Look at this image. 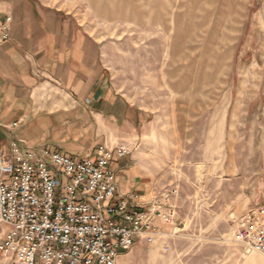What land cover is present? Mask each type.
<instances>
[{"label": "rangeland", "instance_id": "rangeland-1", "mask_svg": "<svg viewBox=\"0 0 264 264\" xmlns=\"http://www.w3.org/2000/svg\"><path fill=\"white\" fill-rule=\"evenodd\" d=\"M45 1L102 44L117 90L152 117L131 142L179 220L132 264H241L238 225L264 205V0Z\"/></svg>", "mask_w": 264, "mask_h": 264}, {"label": "crops", "instance_id": "crops-1", "mask_svg": "<svg viewBox=\"0 0 264 264\" xmlns=\"http://www.w3.org/2000/svg\"><path fill=\"white\" fill-rule=\"evenodd\" d=\"M7 18L12 20L10 41L0 48V145L5 152L37 156L49 149L75 161H96L100 146L126 144L131 154L110 164L115 197H137L146 206L160 197L155 177L131 142L146 134L152 117L117 90L102 44L74 15L45 0H0V20ZM237 251L248 255L241 264H264L242 245ZM128 254H121L117 264H132Z\"/></svg>", "mask_w": 264, "mask_h": 264}, {"label": "built area", "instance_id": "built-area-1", "mask_svg": "<svg viewBox=\"0 0 264 264\" xmlns=\"http://www.w3.org/2000/svg\"><path fill=\"white\" fill-rule=\"evenodd\" d=\"M11 21L0 20V48L10 41ZM130 154L121 144L100 146L96 161L49 149L12 157L0 145V264H117L138 241L153 243L161 225H176L168 194L148 206L115 197L110 164ZM235 241L264 256V205L241 219Z\"/></svg>", "mask_w": 264, "mask_h": 264}]
</instances>
